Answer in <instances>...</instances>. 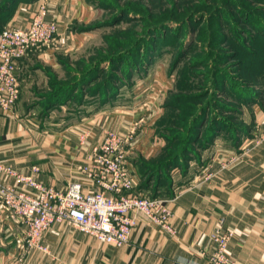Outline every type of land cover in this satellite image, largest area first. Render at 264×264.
<instances>
[{
	"label": "crops",
	"instance_id": "1",
	"mask_svg": "<svg viewBox=\"0 0 264 264\" xmlns=\"http://www.w3.org/2000/svg\"><path fill=\"white\" fill-rule=\"evenodd\" d=\"M41 3L47 5L48 19L57 24V42L54 47L30 49L19 63V99L11 112L0 108V163L63 191L71 182L84 181L79 168L91 166V150L107 132L131 137L125 146L129 167L136 170L141 162L155 158L164 147L154 127L170 84L166 69L157 70L153 98H143L148 90L136 82L128 105L114 104L76 121L37 118L34 94L41 92L48 71L56 69L63 56L91 38L93 17L88 0H15L3 27L29 25ZM259 91L260 99L243 107L247 132L236 146L217 138L186 175L171 173L174 236L138 218L129 243L115 248L64 223L43 234L46 252H24L25 225L0 205V264H211V235L218 226L233 232L227 253L236 264H264V79ZM85 133L89 138L80 144L79 136ZM213 155L217 161L208 167ZM232 155L238 160L229 162ZM206 169L212 172L207 179Z\"/></svg>",
	"mask_w": 264,
	"mask_h": 264
},
{
	"label": "rangeland",
	"instance_id": "2",
	"mask_svg": "<svg viewBox=\"0 0 264 264\" xmlns=\"http://www.w3.org/2000/svg\"><path fill=\"white\" fill-rule=\"evenodd\" d=\"M88 1L91 38L63 56L34 94L41 122L49 116L76 121L114 104L128 105L136 82L148 90L141 98H153L161 68L171 75L154 127L167 146L164 157L178 152L191 159L188 166L195 165L212 150L206 146L211 124L224 129V136L241 124L242 105L224 91V82L237 90L243 81L236 61L247 60L249 53L264 58V0ZM147 59L151 64L142 69ZM116 92L123 97L115 103L110 100ZM204 107V123L191 129ZM153 163L146 167L154 170Z\"/></svg>",
	"mask_w": 264,
	"mask_h": 264
},
{
	"label": "built area",
	"instance_id": "3",
	"mask_svg": "<svg viewBox=\"0 0 264 264\" xmlns=\"http://www.w3.org/2000/svg\"><path fill=\"white\" fill-rule=\"evenodd\" d=\"M47 13L46 3H41L29 25L0 31V108L5 112H11L19 99L17 71L22 58L32 48L54 47L57 42V24L48 19ZM88 138V133L80 135V144ZM130 140V136L107 132L104 140L91 150V166L79 168L85 175L84 181L71 182L63 191L0 163V205L11 218L25 225L24 252H46L41 244L43 234L64 223L115 248L129 243L138 218L171 236L176 234L170 222L169 198H152L138 190L139 175L127 163L125 146ZM236 160L232 155L229 162ZM216 161V156H212L207 166ZM207 170L205 179L212 176ZM92 184L93 187L86 188ZM232 237L231 230L215 228L211 235L214 248L208 257L211 264H236L227 253Z\"/></svg>",
	"mask_w": 264,
	"mask_h": 264
},
{
	"label": "trees",
	"instance_id": "4",
	"mask_svg": "<svg viewBox=\"0 0 264 264\" xmlns=\"http://www.w3.org/2000/svg\"><path fill=\"white\" fill-rule=\"evenodd\" d=\"M15 0H0V31L4 28L3 22L9 17V12L11 6L14 4ZM94 27L90 25V30H93ZM256 31H258L256 29ZM259 32V31H258ZM262 32V30L260 31ZM240 49H243V44H239ZM246 47V46H244ZM155 47L153 52L155 51ZM249 58L245 61L237 60L236 63L239 65V79L243 81L240 87L234 89V87L227 86V81L224 82V91L233 92L235 101L244 106L247 104L256 102L260 99L261 92L259 91V87L261 85L262 80L264 79V58L258 56V54L249 53ZM145 61V60H143ZM151 64V59H147L145 63H143L142 69H145L144 65ZM139 69V68H138ZM132 73L134 71H131ZM130 73V75L132 74ZM147 73V70H145ZM170 73V72H169ZM244 85V86H243ZM118 92L113 95L110 101H115L117 98ZM104 104V103H103ZM107 104V105H111ZM164 105V104H163ZM207 108L204 107L202 109V115H198L195 120L192 122V127L194 123H204L205 121V112ZM241 115L243 116V110L241 111ZM236 130V133H235ZM208 139L206 146H212L214 140L216 138L222 137L224 139L229 140L233 146H236L239 142V138L241 134H246L247 127L242 122L239 126H236L233 129L232 133L227 136L221 135V131L225 132L224 129H215V125L211 124L208 130ZM167 146L164 147L161 152L153 159L149 161H143L138 166L137 173L139 175V185L138 190L144 192L148 196L152 198L162 197V198H170L173 195V178L171 173L174 169H179L180 174L186 175L188 172V163L191 159L184 158L180 153H170V156H163L166 154ZM195 159V158H194ZM201 155L196 159L198 163L201 161ZM156 163L153 167L154 170L148 169L147 164ZM153 163V164H154Z\"/></svg>",
	"mask_w": 264,
	"mask_h": 264
}]
</instances>
